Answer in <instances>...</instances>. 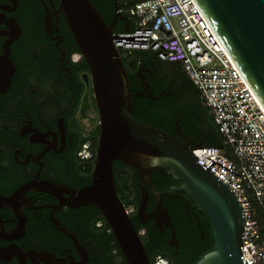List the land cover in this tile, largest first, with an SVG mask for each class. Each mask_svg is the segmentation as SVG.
<instances>
[{"label":"flooded vegetation","instance_id":"flooded-vegetation-1","mask_svg":"<svg viewBox=\"0 0 264 264\" xmlns=\"http://www.w3.org/2000/svg\"><path fill=\"white\" fill-rule=\"evenodd\" d=\"M59 5L60 0H0V58L7 54L15 68L9 88L0 91V196L3 198L39 182L71 190L85 187L86 178L82 172L85 163L79 154L87 143L91 150V140L82 142L96 128L100 118L90 70H86L81 53L75 50L76 41ZM131 23L130 18L125 22L118 20L116 27L121 28L123 24L124 28L126 24L130 27ZM147 59L148 62L132 61L130 64L136 72L133 87H137L133 91L130 87V91L138 93L147 89L152 99L162 102L178 97V104L187 105L188 88L179 70L181 64L158 62L151 55ZM171 68L177 70L174 75L167 73ZM170 89L173 91H168ZM155 91L160 92L157 97H154ZM164 93L166 98L162 99ZM169 117L166 113L163 127L168 126ZM123 168L128 173L131 191L123 196L128 200H121L152 264L159 257L168 264H187L181 260L182 254L188 251L190 257L195 254L198 257L214 247L207 216L186 196L176 193L167 204L163 197L173 228L164 226L161 229L155 219L149 217L155 209L152 193L145 215L141 217L140 202L145 183L137 170L125 165ZM169 178L173 177L160 172L152 174L154 186L162 179L165 187ZM177 185L180 182L168 184V188ZM59 204V199L34 189L18 196V210L0 201V257L4 259L0 264L80 262L74 241L61 228L77 236L88 254L85 264L112 263L107 260L110 252L101 222L94 231L89 225L91 217L87 218V225L82 224L77 230L72 228L80 224L77 213L89 211L88 207L63 206L54 210ZM52 217L58 220V226ZM21 226L23 232L16 233ZM206 230L212 240L206 236ZM173 234L178 246L170 245Z\"/></svg>","mask_w":264,"mask_h":264},{"label":"water","instance_id":"water-1","mask_svg":"<svg viewBox=\"0 0 264 264\" xmlns=\"http://www.w3.org/2000/svg\"><path fill=\"white\" fill-rule=\"evenodd\" d=\"M205 15L222 42L264 102V0H198ZM115 0V17L107 24L91 0H60L63 11L82 57L88 64L94 97L100 118L98 149L91 184L78 190L39 182L19 189L0 201L18 210L17 198L31 189L59 199V206L78 209L95 206L100 209L128 264H152L137 229L118 195L114 179V162L120 161L137 170L145 183L139 215L144 217L150 193L155 209L149 215L157 225L173 228L163 197L178 193L193 200L208 218L214 247L199 255L192 264H245L242 261L244 215L235 193L208 168L197 163L194 145L177 121L175 133H169L136 120L132 115V99L153 98L151 93H132L123 57L116 47L115 28L118 20L128 18L119 12ZM125 31L129 30L125 25ZM9 50V48H8ZM14 65L7 54L0 58V91L12 81ZM145 86L147 84L143 82ZM86 105V99L84 100ZM197 146H202L198 144ZM221 147V146H220ZM160 172L180 182L159 191L152 174ZM58 226V220L52 217ZM75 243L81 261L88 254L77 236L61 228ZM23 232L21 226L16 233ZM170 245L178 246L175 234ZM0 260H4L0 257Z\"/></svg>","mask_w":264,"mask_h":264},{"label":"built area","instance_id":"built-area-1","mask_svg":"<svg viewBox=\"0 0 264 264\" xmlns=\"http://www.w3.org/2000/svg\"><path fill=\"white\" fill-rule=\"evenodd\" d=\"M119 12L135 20L128 31L115 33L125 55L154 51L167 63L181 64L200 91L203 105L232 150L194 146L197 163L236 195L244 215L242 261L264 264V102L234 60L198 0H122ZM80 157L93 153L90 143ZM166 260L158 258L154 264Z\"/></svg>","mask_w":264,"mask_h":264},{"label":"trees","instance_id":"trees-1","mask_svg":"<svg viewBox=\"0 0 264 264\" xmlns=\"http://www.w3.org/2000/svg\"><path fill=\"white\" fill-rule=\"evenodd\" d=\"M94 6L97 8V10L102 14L103 18L107 22V24H111L115 17V0H91ZM120 1V7H122V0ZM125 17H128L132 20L131 28L134 26L135 20L132 17H129V15H124ZM124 31V24L121 28H115V33H119ZM75 50L77 52H80L79 47L77 43L75 42ZM81 53V52H80ZM123 61L125 64V67L127 69L128 78L130 81V87L131 90L137 89V87H133V78L136 77V72L133 70L134 68L131 67V63L138 62V63H144L148 62V55H151L154 57L158 62H163L159 59L158 55L154 51H145V50H134L131 51L129 54L125 55L124 52H121ZM83 62L85 63L86 70H88V64L83 58ZM179 70L184 74L186 79V86H187V97L186 100L188 101V104H181L177 103V98L174 97L170 100H162L158 101L157 99H152L150 97H135L132 99V111L131 115L138 121L152 125L161 129H166L169 131L176 129V122L182 117V120L180 121V125L182 128V131L187 135L189 138V141L193 143L194 145L202 144L203 146H224V149L226 150V154L233 159L232 150L229 146L225 145L224 137L220 133L214 118L211 114L210 108L203 105L202 103V97L200 91L194 86V84L189 80V78L185 75L184 70L182 66L179 67ZM152 84V82H151ZM153 87V85H152ZM168 91H173L172 89ZM160 94L159 91L154 92V97H157ZM165 99V93L162 97V99ZM176 101V102H175ZM97 110V109H96ZM170 114L169 121L167 123L168 126L171 128L167 129L163 124V119L165 118V114ZM99 133H100V125L97 124L96 128H94L89 137L84 139L82 144L87 142L88 140H91L92 147L91 151L93 153L91 159L89 160H83L85 164L82 166V172L84 175V178H86V182L84 183L85 186H88L91 184L92 181V172L94 169L97 149H98V141H99ZM125 164H123L120 161L114 162V179L115 184L117 188V192L119 197L125 201L128 200V198L123 197L127 193V191H131L130 182L127 179L128 173L123 168ZM126 166V165H125ZM127 174V176H126ZM89 175V176H88ZM154 178V177H153ZM166 180V179H165ZM168 184L175 185L179 181L176 179H167ZM164 180L160 179L158 182H155V187L157 190H165L168 189V184L164 187ZM172 196H164V201L167 204ZM128 206V205H127ZM87 212H83L81 214L77 213V216L80 219V224L72 225L73 229H79L83 225H87L86 221L87 218L91 217V231H94V228H96V225L101 222L103 228L102 234L105 238V242H107L109 246V252L110 255L107 256V260L112 261V263L109 264H128L126 259L124 258L121 249L115 239L114 234L112 233V230L106 221L104 215L100 211L99 208L92 206L88 207ZM83 224V225H82ZM206 236L212 240V236L209 233V231L206 230ZM203 251V250H202ZM183 253V250L180 252ZM195 254L194 256H189V252L187 251L185 254H182L181 260L184 263L191 264V262L197 257ZM120 258H118V257ZM122 260V262H121ZM119 261V262H118ZM108 262V261H107Z\"/></svg>","mask_w":264,"mask_h":264},{"label":"rangeland","instance_id":"rangeland-1","mask_svg":"<svg viewBox=\"0 0 264 264\" xmlns=\"http://www.w3.org/2000/svg\"><path fill=\"white\" fill-rule=\"evenodd\" d=\"M176 72H177V70H176V69H173V68L167 70V73H169L170 75H174ZM92 117H95V116L92 115ZM95 119L98 121V118H97V117H96ZM130 209H131V208H130ZM163 264H168V263H167V261H166V262L163 263Z\"/></svg>","mask_w":264,"mask_h":264}]
</instances>
